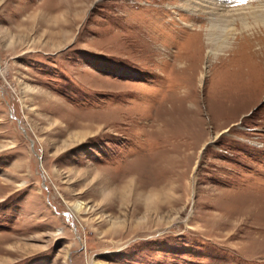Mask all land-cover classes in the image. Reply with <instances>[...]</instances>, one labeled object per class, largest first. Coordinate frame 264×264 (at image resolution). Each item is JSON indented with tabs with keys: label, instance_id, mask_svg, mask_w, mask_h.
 <instances>
[{
	"label": "rangeland",
	"instance_id": "obj_1",
	"mask_svg": "<svg viewBox=\"0 0 264 264\" xmlns=\"http://www.w3.org/2000/svg\"><path fill=\"white\" fill-rule=\"evenodd\" d=\"M261 1L0 0V264H264Z\"/></svg>",
	"mask_w": 264,
	"mask_h": 264
},
{
	"label": "bare ground",
	"instance_id": "obj_2",
	"mask_svg": "<svg viewBox=\"0 0 264 264\" xmlns=\"http://www.w3.org/2000/svg\"><path fill=\"white\" fill-rule=\"evenodd\" d=\"M230 3H231V0H224L222 2H221V0H181L180 7L186 8V11L191 12V13H195V11H198L200 13H205L209 17V24L207 25L204 34H205V37H206V40H207V43L205 44V47L208 46L210 48L209 52H211V54L212 53L214 54V52H216L217 49H215V48H217L216 43L218 41L223 40L224 42H226L228 40L229 36L232 35L234 32H236L235 28L233 26V21H234V13L237 10H235L233 8L231 9L230 8V6H231ZM254 8L255 9H253L250 12L254 23L261 22L264 25V1H261ZM244 20H247V19H244ZM248 24H249V22H248ZM245 26L248 27V25H246V24H245ZM200 31H201V29H199V32ZM262 34H253L252 36H247L244 40L250 39L249 37H251L252 38V43L256 44V43H254L257 40V38H255V37L257 35L259 37H261V36H263ZM244 36H246V35H244ZM259 39H261V38H259ZM240 41H241V38L238 40V42H234L233 45H231L230 49L231 48L232 49L229 52L230 55H234V54H236L239 51V49H240V46H239ZM241 42H245V41H241ZM250 44H251V42H250ZM222 45H223V43H222ZM249 48H251V45H250ZM258 50L261 51L262 53H264V48L263 47L258 48ZM255 51H256V49L253 50L252 55L254 53H258L259 52V51H257V52H255ZM242 52H245V49ZM251 52L252 51L250 50V53ZM235 57H236V55H235ZM232 59H234V58H232ZM252 83H255V82H252ZM253 85L255 86V84H253ZM253 85H252V87H253ZM253 89H256V88H253ZM74 208H75L76 211H81V210L84 209V204L82 202H77L74 205ZM92 264H100V263L92 262Z\"/></svg>",
	"mask_w": 264,
	"mask_h": 264
}]
</instances>
